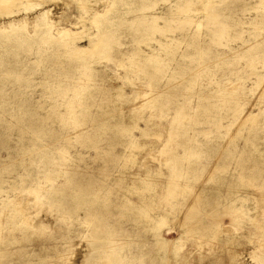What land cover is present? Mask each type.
<instances>
[{
    "label": "rangeland",
    "instance_id": "1",
    "mask_svg": "<svg viewBox=\"0 0 264 264\" xmlns=\"http://www.w3.org/2000/svg\"><path fill=\"white\" fill-rule=\"evenodd\" d=\"M29 1L0 14V264H264V0Z\"/></svg>",
    "mask_w": 264,
    "mask_h": 264
},
{
    "label": "bare ground",
    "instance_id": "2",
    "mask_svg": "<svg viewBox=\"0 0 264 264\" xmlns=\"http://www.w3.org/2000/svg\"><path fill=\"white\" fill-rule=\"evenodd\" d=\"M37 1V0H36ZM46 1V0H45ZM186 1H188V0H186ZM38 2V1H37ZM41 2V1H40ZM208 3H211L210 1H208ZM35 4L36 3H33V2H31V1H29V0H0V14H3V15H9V14H13V10H15L16 8H23V10L22 11H24V9L25 10H27V9H30V8H33L34 6H35ZM39 4H41V3H39ZM44 4H45V2H44ZM38 5V4H37ZM36 5V6H37ZM63 5V4H62ZM41 6V5H40ZM259 6H261V7H263L262 5H259ZM42 7V6H41ZM50 8V7H49ZM36 9V8H35ZM39 9H40V7H39ZM39 9H37V10H39ZM42 9V8H41ZM179 9V11H182V12H184L185 11V8H183V7H180V8H178ZM37 10H36V12H37ZM44 10V9H43ZM46 10V9H45ZM47 10H48V8H47ZM21 11V12H22ZM56 11V10H55ZM60 11V10H59ZM17 12V11H16ZM41 11H39V12H37V13H35V15H37V14H39ZM47 12H49L50 13V11L48 10V11H46V13ZM46 13H44V15L46 14ZM48 13V14H49ZM52 13V12H51ZM14 14H16V13H14ZM0 16H2V15H0ZM99 16H101L100 14H97L96 13V15H94V17H96V19L99 17ZM41 18H44V17H41ZM95 20V19H94ZM67 31H64V29L63 30H61L60 31V35H61V38L60 39H58V40H55L56 41V43H58V45L59 44H61L62 43V45H64V46H68V45H70V41L68 40V39H65V38H67L69 35H67ZM100 37V36H99ZM95 39V38H94ZM96 46H97V42L95 41V40H90L89 42H88V47L85 49V50H79V49H76V48H71L70 49V55H78V54H80L81 52H85V53H87V52H90V51H92L94 48H96ZM69 55V54H68ZM153 64V63H152ZM142 69H144V68H142ZM146 71V70H145ZM143 72V74H145V72L144 71H142ZM148 74H150L151 75V77L153 76L150 72H147ZM154 76H155V74H154ZM257 77V79L259 78L260 79V77H258V76H256ZM150 78V77H149ZM152 78H154V77H152ZM155 79V78H154ZM120 92V91H119ZM122 95V94H121ZM232 95V94H231ZM242 99V98H241ZM154 102V101H153ZM233 103H234V101L233 100H231V101H229V104H232L231 106H233ZM233 109H234V107H233ZM85 110V109H84ZM84 114V113H83ZM86 116V115H85ZM84 117V116H83ZM119 118V117H118ZM122 118V117H121ZM253 119V118H252ZM83 121H86V120H83ZM126 121V120H125ZM74 122V121H73ZM104 122V121H103ZM118 122V121H117ZM116 122V123H117ZM75 124V123H74ZM77 124V123H76ZM111 125V124H110ZM136 125V124H135ZM135 125H133L134 127H135ZM104 126V125H103ZM105 127V126H104ZM133 127V128H134ZM115 128V127H114ZM136 128V127H135ZM146 128V127H145ZM101 129V128H100ZM102 129H104V128H102ZM101 129V130H102ZM123 130H121L120 128H119V130L122 132V133H124L125 132V129L124 128H122ZM147 129V128H146ZM146 129H142L141 131H144V130H146ZM99 130V129H98ZM107 130V129H106ZM105 130V131H106ZM128 130V129H127ZM126 130V131H127ZM130 130V129H129ZM104 131V130H103ZM147 132V131H146ZM101 133V132H100ZM103 133V132H102ZM122 133H119L120 134V136H121V134ZM129 133V132H128ZM141 133H143V132H141ZM125 135H127V133H124ZM144 134V136H145V133H143ZM123 136V135H122ZM128 136V138H129V135H127ZM126 137V136H125ZM132 144V143H131ZM131 144H129V145H131ZM133 146V145H132ZM257 158V157H256ZM258 161H259V159H258ZM174 179V178H173ZM175 180H177V179H175ZM137 182H139V183H137ZM172 182V181H171ZM137 184V186H134V189L135 190H137L138 192H143V191H145V190H147V188H148V185L146 184V183H143L142 182V180H137L136 181V183H135V185ZM176 184H177V182H176ZM173 186V185H172ZM176 186V185H175ZM176 188V187H175ZM94 194L92 193V192H89V191H86V192H84V193H82V197L81 198H79L78 199V201H76L75 202V204H74V207H77V206H79V205H81V204H83V203H88V202H92V200L94 199V196H93ZM70 197L71 198H73V196L70 194ZM146 206H149V205H147L146 204ZM74 209V208H73ZM123 210H124V212L126 213V212H130V213H132L134 216H136L137 218H142V217H144L145 216V210L144 209H142L141 207H136V206H132V205H127V204H125L124 206H123ZM123 213V212H122ZM88 215H90V211H88Z\"/></svg>",
    "mask_w": 264,
    "mask_h": 264
}]
</instances>
